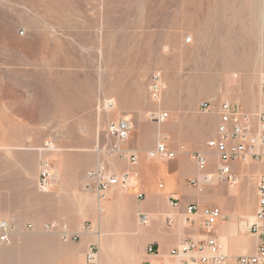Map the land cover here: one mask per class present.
I'll use <instances>...</instances> for the list:
<instances>
[{"label":"rangeland","instance_id":"rangeland-1","mask_svg":"<svg viewBox=\"0 0 264 264\" xmlns=\"http://www.w3.org/2000/svg\"><path fill=\"white\" fill-rule=\"evenodd\" d=\"M223 102L247 117L235 122L246 128V145L257 147L253 139L264 121V0H0V221L8 224L0 264H200V257L182 253L186 244L197 255L222 254L236 264L247 243L232 260L226 250L238 242L215 236L171 246L168 263L144 261L136 256L142 249L132 222L143 228L149 214L115 210L106 217L115 186L103 195L92 175L102 165L106 176L128 174L131 187L116 186L137 192L136 175L118 172V164L138 162L128 149L135 138L158 159L150 152L164 142L184 152L192 187L204 173L195 154L207 159L212 182L199 190L206 205L190 204L193 212L221 209L222 189L239 183L217 178L219 155L208 146L220 135ZM163 113L167 119L158 120ZM123 119L133 127L118 139L110 126ZM46 166L51 178L44 188ZM256 213L241 220L235 240L249 237ZM214 226L205 220L207 230ZM144 250L160 253L156 242Z\"/></svg>","mask_w":264,"mask_h":264},{"label":"crops","instance_id":"crops-1","mask_svg":"<svg viewBox=\"0 0 264 264\" xmlns=\"http://www.w3.org/2000/svg\"><path fill=\"white\" fill-rule=\"evenodd\" d=\"M139 125L138 123L137 127ZM128 149L136 151L139 160L133 165L120 162L118 172L128 169L134 173L137 179V192L144 193L145 197L143 200H139L137 192H127L119 186H115L108 192L105 213L106 217H109L108 214L115 210L119 213H127L131 217L137 215L139 211L149 214L151 218L149 225L143 228H139L135 222H132L133 232L137 233V243L142 249L141 253L136 256H142L144 261L168 263L170 261L168 252L171 246L185 240H206L210 236L223 238L228 244L233 241L238 242L233 247L229 245V251L226 250L232 260L241 253V243H247L246 254H252L257 250L258 237L254 233L251 232L248 238L241 237L235 240L236 232L234 230L240 228L241 220L248 215L254 217L258 205V178L264 172V161L258 163L246 157L244 161L232 162V168L238 175L239 183L234 188L222 189L216 203L221 207L223 218L219 220L213 230H207L205 228V208H198L192 213L187 210L188 206L195 202L199 203L200 201L202 206H205L206 203H203L199 188L192 187L189 182L188 170L190 171L192 167L187 166V159L182 155L184 152L181 149L170 148L177 151L173 160L151 158L147 155L146 148L138 145L136 138ZM191 175L198 177L199 171L197 174ZM247 185L249 186L248 197L246 195ZM171 197L177 199L176 205L171 204ZM246 203L250 208L244 211L242 208ZM246 221L248 223L249 219L247 218ZM86 241L81 245L83 250ZM152 242L159 245L160 253L158 255L148 254L144 250L145 246Z\"/></svg>","mask_w":264,"mask_h":264},{"label":"built area","instance_id":"built-area-1","mask_svg":"<svg viewBox=\"0 0 264 264\" xmlns=\"http://www.w3.org/2000/svg\"><path fill=\"white\" fill-rule=\"evenodd\" d=\"M110 105H113L110 102ZM207 106V104H205ZM220 125H219V137L212 138L208 141V146L210 148H214L216 153L219 155V170L217 178L222 181H228L230 183L236 184L238 181L237 175L233 172L232 162L243 159L247 154H251L255 157V159L260 160L264 158V121L261 123V131L257 135L255 139H253V143H256L257 147H254L255 144H251L250 148L246 145L245 139L247 137V133H245L246 128L240 126L239 121L240 118L247 120V117H244L243 114H240L235 109H232L228 102H223L220 106ZM153 116V115H152ZM168 117V113H163L158 116V120L165 121ZM264 119V114L261 116V120ZM234 124V127L229 130V126ZM133 125L130 120L123 119L119 122H114L110 126V130L112 135H114L118 139L125 138L132 129ZM231 137L239 139L238 142L231 143ZM251 149V150H250ZM250 151V152H249ZM152 157H161L166 160H173L176 156V152L168 148L167 144L164 142H160L157 144L156 148L150 152ZM197 159L198 166L202 172H204L198 179L192 180L193 183L197 185V187L203 191L204 187L212 182V175L210 173L205 172L208 162L204 155L198 153L194 156ZM105 173H104V172ZM95 177H98V186L100 187V191H104L102 194L104 195L107 189L111 186L120 185L123 187H131V178L128 174H124L121 177L119 176H106L105 166H99L98 170L92 173ZM51 178L50 169L46 166L42 169L40 173V184L45 188L47 186L48 181ZM196 210L195 205H190L188 207L189 212H193ZM204 215L206 220V226L211 228L214 226L220 219L223 218L222 211L219 207H209L204 209ZM257 221L256 223L250 225L251 231L258 237V247L257 250L252 254L242 255L237 259L236 264H264V172L261 174L259 178V186H258V206L256 213ZM148 222V218L146 220ZM0 241L6 242L8 241V224L5 221H0ZM208 244L212 248H216V242L214 239H210ZM192 244H186L182 248L183 254H188L189 257H193L194 259H199L200 264H227V257L222 254H215L210 258L207 254L202 256L197 255V252L192 250ZM150 251H152V247H150ZM92 259L94 257V251L91 250L89 253ZM212 262V263H211ZM187 264H196L194 261Z\"/></svg>","mask_w":264,"mask_h":264},{"label":"bare ground","instance_id":"bare-ground-1","mask_svg":"<svg viewBox=\"0 0 264 264\" xmlns=\"http://www.w3.org/2000/svg\"><path fill=\"white\" fill-rule=\"evenodd\" d=\"M250 137V136H249ZM169 148V147H168ZM170 149V148H169ZM175 151V150H174ZM176 152V151H175ZM177 155V152H176ZM248 155V154H247ZM176 157V156H175ZM208 166V165H207ZM200 190V189H199ZM204 190V189H203ZM151 219L148 218V222H150Z\"/></svg>","mask_w":264,"mask_h":264}]
</instances>
